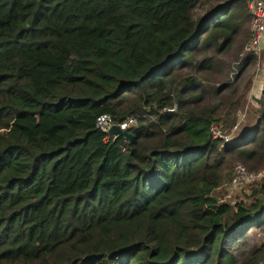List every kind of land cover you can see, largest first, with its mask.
<instances>
[{"label": "trees", "instance_id": "trees-1", "mask_svg": "<svg viewBox=\"0 0 264 264\" xmlns=\"http://www.w3.org/2000/svg\"><path fill=\"white\" fill-rule=\"evenodd\" d=\"M250 21L243 0H0V264H264L231 249L264 225V178L214 196L231 161L264 166V81L248 138L209 133L236 123L216 83L256 66Z\"/></svg>", "mask_w": 264, "mask_h": 264}, {"label": "rangeland", "instance_id": "rangeland-1", "mask_svg": "<svg viewBox=\"0 0 264 264\" xmlns=\"http://www.w3.org/2000/svg\"><path fill=\"white\" fill-rule=\"evenodd\" d=\"M262 41H264V31L262 34ZM238 44L239 42L236 41L231 51L226 55L227 58L229 56L228 61L230 58H232L235 55V53H237ZM263 57L264 55L263 53H261L259 57L257 58L256 66L254 67L253 65V66L247 67L246 70H244V72L238 78H236V76H238L239 74L238 72L239 68L237 70H234L233 68L237 59L232 60L230 62L229 71L227 69L226 74L220 79V82L216 83L217 86L232 84L234 86H238L240 90L241 96L239 99V105L237 107L234 118L236 119V124L241 121L240 123L241 125L239 127L240 130L238 129L233 134L232 139L235 143H241L242 141H244L246 138L249 137V135L255 128L257 121L259 120V117H260L259 110L261 108L258 103H260L259 101L262 99L261 96H262L263 90L261 91V94L259 95V97L253 94L252 92L255 88L252 87V83H250V81L252 79V82H253L254 78L256 77V70H255L256 67H259V66L264 67ZM261 59L263 62L261 61ZM261 68H260V71H262ZM219 77L220 76H216V78H219ZM216 103L217 102H214V104ZM221 121L222 123H224V124H222L221 122L219 123V125L222 127V131L228 132L230 130L226 127L228 126V124H226V122H224L223 120ZM235 164H236V161H231L227 165V171L229 172V169H231L233 165ZM260 171L264 173V166L262 167V169H260L257 172H260ZM231 178H232V175H231ZM227 184L228 185L225 186L226 188H223L222 190H219V191L217 190V192L214 193V196L217 198H221L222 202H225V201L227 202L228 200L230 202L236 201L237 196H239L240 194L249 195L251 193V190L254 187H256L258 183L255 185H253L254 184L253 183L252 184L253 186L252 185L247 186V187L242 186L244 188L241 187L242 189H237V190L236 189L233 190L231 188V185H230L231 179H230V182ZM227 189L231 191V193L229 194L230 196L229 198L228 197L226 198L227 193H228ZM222 193H224V195L223 197H220L219 195H221ZM262 244H264V225L261 228H254V229L249 230L244 239H239V240L237 239L232 244L231 249H233L234 252L238 253L240 251H246V250L249 251L253 247L259 248Z\"/></svg>", "mask_w": 264, "mask_h": 264}, {"label": "built area", "instance_id": "built-area-1", "mask_svg": "<svg viewBox=\"0 0 264 264\" xmlns=\"http://www.w3.org/2000/svg\"><path fill=\"white\" fill-rule=\"evenodd\" d=\"M248 8L249 15L251 18L250 21V40L248 41L247 45L244 47L243 51L241 52L240 56L245 57L249 54L255 55L257 58L263 51V41H262V34L264 31V1L263 0H243ZM260 68L256 67V77L260 74ZM262 69V68H261ZM253 80V81H254ZM263 90V89H262ZM136 123L135 118L131 117L127 119L125 122L121 124L115 123V121L109 116H100L96 122V128L108 135V130L114 126H119L122 130H126L129 127L134 126ZM241 121L239 123H235L232 128L228 132H223L222 127L217 123H211L209 126V133L213 140H220L224 144H230L233 140V134L237 131L240 127ZM108 137H110L108 135ZM127 141L124 140V143ZM264 178V173L256 172L250 173L248 172L245 167L241 164H235L232 167V178H231V188L233 190L242 189L244 187L250 186L253 183H257ZM244 186V187H242ZM242 187V188H241ZM227 196L226 198L230 197L229 194L231 191L227 189ZM222 201V200H220ZM232 205L235 204V201L231 202Z\"/></svg>", "mask_w": 264, "mask_h": 264}, {"label": "water", "instance_id": "water-1", "mask_svg": "<svg viewBox=\"0 0 264 264\" xmlns=\"http://www.w3.org/2000/svg\"><path fill=\"white\" fill-rule=\"evenodd\" d=\"M108 135L114 138H122L130 143L133 140V136L126 130H122L119 126L114 125L108 130Z\"/></svg>", "mask_w": 264, "mask_h": 264}, {"label": "crops", "instance_id": "crops-1", "mask_svg": "<svg viewBox=\"0 0 264 264\" xmlns=\"http://www.w3.org/2000/svg\"><path fill=\"white\" fill-rule=\"evenodd\" d=\"M262 53L264 55V41H263V52ZM263 59H264V57H263ZM261 61H262V59H261ZM261 70L262 71L260 72V74L258 75V77L252 82V87L255 88L252 93L255 94V95H257L258 97L261 94V91L263 89L264 67H262ZM239 130H240V128H239Z\"/></svg>", "mask_w": 264, "mask_h": 264}]
</instances>
